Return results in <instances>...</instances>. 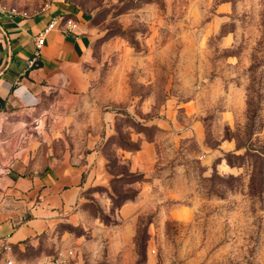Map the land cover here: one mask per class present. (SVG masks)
Here are the masks:
<instances>
[{
	"label": "rangeland",
	"instance_id": "rangeland-1",
	"mask_svg": "<svg viewBox=\"0 0 264 264\" xmlns=\"http://www.w3.org/2000/svg\"><path fill=\"white\" fill-rule=\"evenodd\" d=\"M68 1L92 46L33 122L102 151L110 175L25 253L106 264L132 221L113 264H264V0Z\"/></svg>",
	"mask_w": 264,
	"mask_h": 264
},
{
	"label": "crops",
	"instance_id": "crops-1",
	"mask_svg": "<svg viewBox=\"0 0 264 264\" xmlns=\"http://www.w3.org/2000/svg\"><path fill=\"white\" fill-rule=\"evenodd\" d=\"M61 15L75 18L79 33L64 31L60 21L48 33L38 64L30 66L36 34ZM0 24L6 30L5 35L0 30V240L11 245L5 257L35 264L43 260L25 253L28 243L73 217L86 189L110 175L102 151L71 150L63 136L55 138L53 131L33 122L46 112L47 94L70 85L71 74L89 53L93 35L85 13L68 0H53L26 17L0 16ZM142 196L125 203L121 212L131 216ZM129 223L130 227L120 228L115 242H109L106 264H113L117 249L129 247L122 236L127 229L134 231L133 222ZM5 257L0 264H5ZM74 264H83L80 255Z\"/></svg>",
	"mask_w": 264,
	"mask_h": 264
},
{
	"label": "built area",
	"instance_id": "built-area-1",
	"mask_svg": "<svg viewBox=\"0 0 264 264\" xmlns=\"http://www.w3.org/2000/svg\"><path fill=\"white\" fill-rule=\"evenodd\" d=\"M46 7V6H45ZM43 7L42 9H44ZM30 10L26 8H20L15 5H10L0 1V16L7 18H15L18 15L29 16ZM60 21H63L61 28L66 32L79 33V22L71 17L54 16L48 23L36 34L35 36V51L32 57L29 59L30 66L38 64V59L41 55V50L46 42L47 35L53 29L59 27ZM0 30L5 35L6 30L0 24ZM11 249V245L6 240H0V259L5 257L7 251ZM77 256L76 250L72 246H65L59 248L55 253L44 259L43 261L35 264H74L75 257ZM5 264H26L23 262H15L13 258L5 257Z\"/></svg>",
	"mask_w": 264,
	"mask_h": 264
}]
</instances>
